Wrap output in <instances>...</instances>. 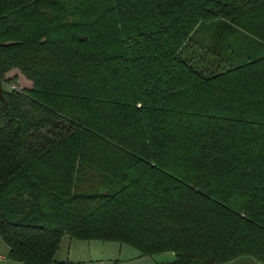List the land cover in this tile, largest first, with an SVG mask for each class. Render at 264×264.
Here are the masks:
<instances>
[{
    "label": "trees",
    "instance_id": "obj_1",
    "mask_svg": "<svg viewBox=\"0 0 264 264\" xmlns=\"http://www.w3.org/2000/svg\"><path fill=\"white\" fill-rule=\"evenodd\" d=\"M0 85L10 260L264 264V0H0Z\"/></svg>",
    "mask_w": 264,
    "mask_h": 264
},
{
    "label": "rangeland",
    "instance_id": "obj_2",
    "mask_svg": "<svg viewBox=\"0 0 264 264\" xmlns=\"http://www.w3.org/2000/svg\"><path fill=\"white\" fill-rule=\"evenodd\" d=\"M13 71V72H12ZM17 70H11L5 75L10 78L8 86L14 88H29V83L22 74H16ZM18 72V71H17ZM15 77V78H14ZM7 88H10V86ZM5 86L3 85V88ZM0 255L4 256L0 264H18L8 258V247L0 237ZM53 264H172V252H158L154 254H142L135 247L115 241L78 240L64 237L56 251ZM244 264H258L246 259Z\"/></svg>",
    "mask_w": 264,
    "mask_h": 264
},
{
    "label": "crops",
    "instance_id": "obj_3",
    "mask_svg": "<svg viewBox=\"0 0 264 264\" xmlns=\"http://www.w3.org/2000/svg\"><path fill=\"white\" fill-rule=\"evenodd\" d=\"M12 70H17V69H12ZM17 71H18V70H17ZM17 71L14 72V73H16V74H20V73L17 72ZM9 72H11V71H9ZM12 72H13V71H12ZM6 74H7V73H6ZM27 81H28L29 83H31L29 80H27ZM30 86H31V85H30ZM64 237H67V236H64ZM64 237H63V238H64ZM63 238H62V239H63ZM62 239H61V240H62ZM60 243H61V242H60ZM59 245H60V244H59ZM7 247H8V246H7ZM8 249H9V248H8ZM55 254H56V253H55ZM3 259H4V256H3V255H0V262L3 261ZM10 261H12V260H10ZM12 262H16V261H12ZM54 262H56V260H55V255H54V261H53V263H54ZM17 263H18V264H21V263H19V262H17ZM53 263H52V264H53Z\"/></svg>",
    "mask_w": 264,
    "mask_h": 264
},
{
    "label": "water",
    "instance_id": "obj_4",
    "mask_svg": "<svg viewBox=\"0 0 264 264\" xmlns=\"http://www.w3.org/2000/svg\"><path fill=\"white\" fill-rule=\"evenodd\" d=\"M0 99H2L5 103V99H4V95H3V90H2V87L0 85Z\"/></svg>",
    "mask_w": 264,
    "mask_h": 264
},
{
    "label": "built area",
    "instance_id": "obj_5",
    "mask_svg": "<svg viewBox=\"0 0 264 264\" xmlns=\"http://www.w3.org/2000/svg\"><path fill=\"white\" fill-rule=\"evenodd\" d=\"M10 86V88H14V85H9Z\"/></svg>",
    "mask_w": 264,
    "mask_h": 264
}]
</instances>
